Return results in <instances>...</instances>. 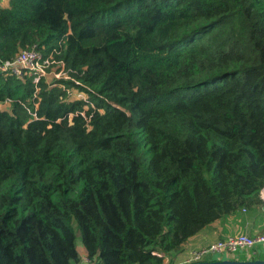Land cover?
<instances>
[{"label":"trees","instance_id":"trees-1","mask_svg":"<svg viewBox=\"0 0 264 264\" xmlns=\"http://www.w3.org/2000/svg\"><path fill=\"white\" fill-rule=\"evenodd\" d=\"M6 104L0 264H177L263 204L264 0H6Z\"/></svg>","mask_w":264,"mask_h":264},{"label":"built area","instance_id":"built-area-1","mask_svg":"<svg viewBox=\"0 0 264 264\" xmlns=\"http://www.w3.org/2000/svg\"><path fill=\"white\" fill-rule=\"evenodd\" d=\"M42 60L43 56L37 50L23 51L14 61L6 63L1 69L17 76H22L24 71H28L39 74L40 77H44L43 68H47L55 62H47V65H43ZM262 243H264V234L252 237L241 232L236 235L227 236L203 249L191 251L182 264L207 261L210 257L218 258V260L231 259L243 252H251L252 249ZM84 264H90V260L87 258Z\"/></svg>","mask_w":264,"mask_h":264},{"label":"crops","instance_id":"crops-1","mask_svg":"<svg viewBox=\"0 0 264 264\" xmlns=\"http://www.w3.org/2000/svg\"><path fill=\"white\" fill-rule=\"evenodd\" d=\"M0 5H6V0H0ZM260 197L263 204L257 210L230 216L201 230L188 241L184 253L178 260H185L191 251L203 249L230 235L242 232L254 237L264 234V189L261 191ZM237 258L264 260V243L257 245L251 252L241 253Z\"/></svg>","mask_w":264,"mask_h":264},{"label":"rangeland","instance_id":"rangeland-1","mask_svg":"<svg viewBox=\"0 0 264 264\" xmlns=\"http://www.w3.org/2000/svg\"><path fill=\"white\" fill-rule=\"evenodd\" d=\"M51 66H48L47 68H43V70H44L43 76L48 81H51L53 78H56V79L61 78V77H63L65 75L63 72H59L61 66H59V65L56 64L52 68H50ZM84 97L85 96L83 94H78L76 92L75 94L73 93L72 99H74V100H80V99H82ZM0 108L1 109H8L9 108V105L8 104H6V105H0ZM77 239H78L77 240V247H78L79 254L81 256V264H84V262L87 260V255H86L85 249H84V247L82 245V241H81L80 234H78V238ZM178 261L181 264L184 263V259L183 260H178ZM179 263H177V264H179Z\"/></svg>","mask_w":264,"mask_h":264},{"label":"water","instance_id":"water-1","mask_svg":"<svg viewBox=\"0 0 264 264\" xmlns=\"http://www.w3.org/2000/svg\"><path fill=\"white\" fill-rule=\"evenodd\" d=\"M192 264H264V260L257 259V260L241 261V260L226 259V260H215V261H202Z\"/></svg>","mask_w":264,"mask_h":264}]
</instances>
